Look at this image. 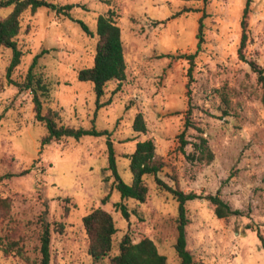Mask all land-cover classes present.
Here are the masks:
<instances>
[{"label":"rangeland","instance_id":"obj_1","mask_svg":"<svg viewBox=\"0 0 264 264\" xmlns=\"http://www.w3.org/2000/svg\"><path fill=\"white\" fill-rule=\"evenodd\" d=\"M47 1L73 5L72 18L46 8L25 12L17 37L22 56L10 79L23 83L39 56L33 72L49 89L43 113L50 108L62 125L83 129L94 118V127L108 135L41 146L46 130L34 119L32 95L8 83L11 51L0 48V177L13 174L0 181V198L11 202L8 214L0 213V264H27L15 251L3 252L11 243L22 246L30 262L38 261L41 220L50 225V264H109V258L94 262L87 254L82 218L97 208L115 222L112 254L127 234L133 243L152 240L167 264H178L176 201L152 178H145L144 203L121 201L107 170L106 140L125 183L131 182L126 156L137 142L151 140L164 164L158 176L167 185L184 193L217 194L237 211L219 219L205 199L186 203V249L193 264H264V107L247 63L264 68V0L249 5L246 61L237 55L246 0ZM108 9L115 11L121 32L125 79L107 84L101 101L111 103L95 112L92 85L78 81L77 73L93 63L96 19ZM9 11L0 9V19ZM202 14L204 42L189 64L186 56L196 51ZM79 20L93 36L82 31ZM137 113L144 134L132 130ZM198 136L214 154L208 165L191 157ZM119 202L128 219L116 207Z\"/></svg>","mask_w":264,"mask_h":264},{"label":"trees","instance_id":"obj_2","mask_svg":"<svg viewBox=\"0 0 264 264\" xmlns=\"http://www.w3.org/2000/svg\"><path fill=\"white\" fill-rule=\"evenodd\" d=\"M250 2L251 0L245 1L240 21L242 30L237 55L242 61H246L243 52L249 39L246 16L249 11ZM73 7L71 4L60 6L47 0H0V9L10 8L9 13L0 19V48H6L11 51V59L6 68V77L8 83L17 86L19 90L30 91L34 119L36 122L42 124L46 130V134L40 141L41 146L56 143L67 138L78 141L84 137H103L108 135L106 130H97L94 127V118L91 121V127L89 129H83L62 125L59 115L50 108H47L45 113H43L42 99L48 97L49 89L42 78L33 72L39 56L33 58L23 83L17 84L10 79L13 71L19 66L22 56L17 42V37L21 30L22 15L25 12L34 14L37 10L46 8L57 15L71 19L70 11ZM203 18L204 15L202 14L198 21L196 51L194 54L186 56L189 64H192L196 53L200 51L201 44L204 42ZM77 23L85 34L93 36V33L82 21L79 20ZM95 35L97 42L93 63L90 67L80 69L77 73V79L80 82L92 85L96 112L111 103L110 99L101 101L105 95L107 84L111 81H117L120 84L125 79V60L121 32L116 23V13L113 9H108L104 14L98 15ZM247 63L251 71L256 75L257 83L261 88V103L264 107V68H261L253 61H248ZM189 114L186 116V127H188V124L190 125ZM132 130L135 133L141 134L146 132L142 114L137 113L135 115L132 121ZM183 137L184 132L179 136L182 146L188 144L183 140ZM191 145L194 151L191 154L193 160L207 165L213 161L214 154L203 136H198L196 142H193ZM106 149L107 170L113 179L112 189L119 194L121 201L134 200L139 203H144L148 194L145 178H152L159 189L169 193L176 201L177 216L175 226L177 236L174 251L178 258V264H193V257L186 249L185 227L188 224V218L185 205L187 202L196 199H205L213 206L214 215L219 219L237 214V211L232 210L229 204L217 194L203 196L196 193H184L177 187H171L161 180L158 175L164 167V164L157 158L155 145L151 140L137 142L132 153L126 156L129 161L128 169L131 177L129 184L125 183L118 173L115 150L112 142L109 140H106ZM25 173H27V170L23 171L20 175ZM12 176L13 174H7L0 177V181ZM107 199L108 196H105L102 202L105 203ZM10 205L11 202L8 198H0V213L8 214ZM116 207L122 216L128 219L129 215L126 206L119 202L116 204ZM82 226L88 239L87 254L94 262H100L105 258H109V264H167L166 257L158 252L152 240L143 238L139 242L133 243L127 234L120 239L118 252L112 254L113 236L117 230L112 216L103 209L97 208L86 214L82 218ZM59 227L60 229L62 228L61 225ZM39 242V259L37 262H30L29 258L24 255L22 246L19 247L17 243L7 244L3 247V252L9 254L15 251L16 255L27 264H50V225L44 220H41Z\"/></svg>","mask_w":264,"mask_h":264}]
</instances>
